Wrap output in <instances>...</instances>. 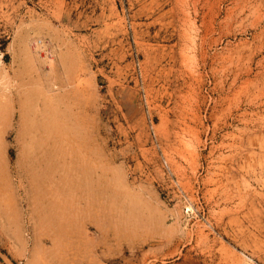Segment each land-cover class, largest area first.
<instances>
[{
    "label": "rangeland",
    "instance_id": "rangeland-1",
    "mask_svg": "<svg viewBox=\"0 0 264 264\" xmlns=\"http://www.w3.org/2000/svg\"><path fill=\"white\" fill-rule=\"evenodd\" d=\"M0 264H264V0H0Z\"/></svg>",
    "mask_w": 264,
    "mask_h": 264
},
{
    "label": "bare ground",
    "instance_id": "bare-ground-1",
    "mask_svg": "<svg viewBox=\"0 0 264 264\" xmlns=\"http://www.w3.org/2000/svg\"><path fill=\"white\" fill-rule=\"evenodd\" d=\"M58 110V109H57ZM71 110V109H70ZM46 111H48V110H46ZM60 111V110H59ZM59 111H57V113H59ZM63 111V110H62ZM56 111H54L53 113H55ZM48 113V112H47ZM50 114H52V113H50ZM64 115V114H63ZM53 116V115H52ZM72 116V115H71ZM74 116V115H73ZM58 117V116H57ZM59 118V117H58ZM45 119V118H44ZM56 119V118H55ZM66 119V118H65ZM78 119V118H77ZM49 120V119H48ZM47 121V120H46ZM59 121V120H58ZM64 121V120H63ZM62 121V122H63ZM46 123V122H45ZM43 123V128H45V130H47L48 132H53L55 129H56V126H59V125H57V122H55V120L53 121V119H52V121L50 120L48 123ZM61 123V122H60ZM44 124H45V126H44ZM63 124V123H62ZM47 125V126H46ZM65 126V125H64ZM69 126V125H68ZM79 126V125H78ZM58 128V127H57ZM66 128V127H65ZM73 128V127H72ZM59 129H61V128H59ZM68 129V128H67ZM44 130V131H45ZM70 130H71V127H70ZM70 130H69V132H70ZM54 132H56V131H54ZM60 132V131H59ZM48 134V133H47ZM55 134V133H54ZM58 134H61V132L60 133H58ZM78 134V133H77ZM65 135V134H64ZM73 136H74V134H73ZM62 138V137H61ZM75 138H76V135H75ZM64 141H65V139H64ZM58 143V142H57ZM63 143V142H62ZM70 142H68V144H69ZM71 144V143H70ZM73 150V149H72ZM74 151V150H73ZM80 151V150H79ZM72 152V151H71ZM78 157V156H77ZM74 173V172H73ZM77 174V173H76ZM68 175V174H67ZM77 178V177H76ZM60 193V192H59ZM61 195V194H60ZM51 196V195H50ZM61 196H63V195H61ZM78 197V196H77ZM67 199V198H66ZM61 202V201H60ZM51 205V204H50ZM55 205V204H54ZM66 211V210H65ZM62 215V214H61Z\"/></svg>",
    "mask_w": 264,
    "mask_h": 264
},
{
    "label": "built area",
    "instance_id": "built-area-1",
    "mask_svg": "<svg viewBox=\"0 0 264 264\" xmlns=\"http://www.w3.org/2000/svg\"><path fill=\"white\" fill-rule=\"evenodd\" d=\"M165 165L168 166L167 162H165Z\"/></svg>",
    "mask_w": 264,
    "mask_h": 264
}]
</instances>
